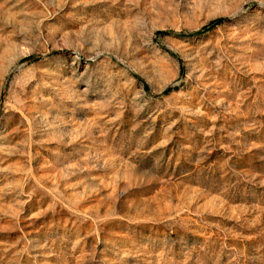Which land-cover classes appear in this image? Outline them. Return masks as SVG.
Instances as JSON below:
<instances>
[{"label":"rangeland","instance_id":"374dc122","mask_svg":"<svg viewBox=\"0 0 264 264\" xmlns=\"http://www.w3.org/2000/svg\"><path fill=\"white\" fill-rule=\"evenodd\" d=\"M0 264H264V0H0Z\"/></svg>","mask_w":264,"mask_h":264},{"label":"trees","instance_id":"16d2710c","mask_svg":"<svg viewBox=\"0 0 264 264\" xmlns=\"http://www.w3.org/2000/svg\"><path fill=\"white\" fill-rule=\"evenodd\" d=\"M221 22H222V21L214 22V23L210 26V28H213V27H216V26L220 25Z\"/></svg>","mask_w":264,"mask_h":264}]
</instances>
